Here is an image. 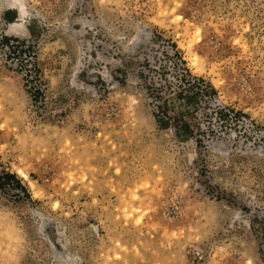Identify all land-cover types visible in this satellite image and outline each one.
<instances>
[{
	"label": "rangeland",
	"instance_id": "rangeland-1",
	"mask_svg": "<svg viewBox=\"0 0 264 264\" xmlns=\"http://www.w3.org/2000/svg\"><path fill=\"white\" fill-rule=\"evenodd\" d=\"M0 206L20 264H264V0H0Z\"/></svg>",
	"mask_w": 264,
	"mask_h": 264
},
{
	"label": "clouds",
	"instance_id": "clouds-1",
	"mask_svg": "<svg viewBox=\"0 0 264 264\" xmlns=\"http://www.w3.org/2000/svg\"><path fill=\"white\" fill-rule=\"evenodd\" d=\"M0 237L4 241V248L0 251V264H20L26 251V240L15 210L3 206H0Z\"/></svg>",
	"mask_w": 264,
	"mask_h": 264
},
{
	"label": "trees",
	"instance_id": "trees-1",
	"mask_svg": "<svg viewBox=\"0 0 264 264\" xmlns=\"http://www.w3.org/2000/svg\"><path fill=\"white\" fill-rule=\"evenodd\" d=\"M8 177H14V175L7 174Z\"/></svg>",
	"mask_w": 264,
	"mask_h": 264
},
{
	"label": "snow or ice",
	"instance_id": "snow-or-ice-1",
	"mask_svg": "<svg viewBox=\"0 0 264 264\" xmlns=\"http://www.w3.org/2000/svg\"><path fill=\"white\" fill-rule=\"evenodd\" d=\"M101 4H104V0H100Z\"/></svg>",
	"mask_w": 264,
	"mask_h": 264
}]
</instances>
